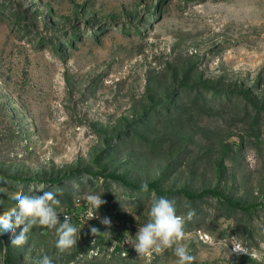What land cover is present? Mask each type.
I'll use <instances>...</instances> for the list:
<instances>
[{"label":"rangeland","instance_id":"obj_1","mask_svg":"<svg viewBox=\"0 0 264 264\" xmlns=\"http://www.w3.org/2000/svg\"><path fill=\"white\" fill-rule=\"evenodd\" d=\"M44 191L77 245L44 226L12 245L16 228L0 264H175L131 246L159 197L193 264H264V0H0V220Z\"/></svg>","mask_w":264,"mask_h":264},{"label":"clouds","instance_id":"obj_2","mask_svg":"<svg viewBox=\"0 0 264 264\" xmlns=\"http://www.w3.org/2000/svg\"><path fill=\"white\" fill-rule=\"evenodd\" d=\"M142 188L147 190V183L142 184ZM102 196L101 193L93 192L84 197L87 202V215L91 219H100L99 210L106 203ZM60 205L61 201L57 198L56 191H44L43 195L25 193L19 196L12 201L14 210L0 220V238L10 236L16 228H21L19 235L12 240V245H23L27 239L26 234L34 226H44L55 230L57 237L55 246L58 252L63 253L72 249L78 243L80 230L71 223L69 217H64L63 222H60L56 210V206ZM148 215V222L139 227L137 234L132 238L131 246L139 257L171 249L176 257L175 264H193L195 257L181 242L185 235V218L177 214L174 201L166 197L154 199ZM100 222L105 226L111 224L108 217L102 218ZM90 232L93 236L100 234L95 226L90 228ZM233 251L248 254L247 248L239 246L233 247ZM35 264H53V260L45 255L37 259Z\"/></svg>","mask_w":264,"mask_h":264},{"label":"trees","instance_id":"obj_3","mask_svg":"<svg viewBox=\"0 0 264 264\" xmlns=\"http://www.w3.org/2000/svg\"><path fill=\"white\" fill-rule=\"evenodd\" d=\"M109 177L113 178V176H109ZM139 189H141L142 191H144V189L142 187L139 188ZM147 190H152L157 195H161V196L166 195V193H163V192L159 191V189L157 188V186H156L155 183L148 184ZM182 194H183V196L186 199L191 200V201L197 200L200 197L205 196V195L219 196V192L214 191V190L204 191V192H201L199 194H191V193H188V192H182ZM227 203H228V205L230 207L235 208V209H239V210H242V211H246L248 209V207H245L243 205H240L239 203H233V202H227Z\"/></svg>","mask_w":264,"mask_h":264}]
</instances>
